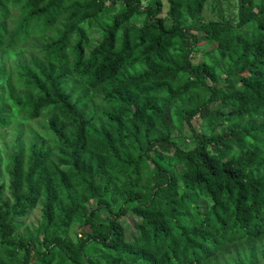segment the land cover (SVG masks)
I'll use <instances>...</instances> for the list:
<instances>
[{
  "label": "trees",
  "instance_id": "16d2710c",
  "mask_svg": "<svg viewBox=\"0 0 264 264\" xmlns=\"http://www.w3.org/2000/svg\"><path fill=\"white\" fill-rule=\"evenodd\" d=\"M207 1L0 0V53L42 39L0 69V129L48 115L47 145L5 159L0 264H210L264 240V0L234 21Z\"/></svg>",
  "mask_w": 264,
  "mask_h": 264
},
{
  "label": "rangeland",
  "instance_id": "374dc122",
  "mask_svg": "<svg viewBox=\"0 0 264 264\" xmlns=\"http://www.w3.org/2000/svg\"><path fill=\"white\" fill-rule=\"evenodd\" d=\"M151 0H141L142 5H145ZM163 10L165 9L164 0ZM260 0H254L257 3ZM237 0H208L203 7L202 16L205 21L208 20H235ZM136 20L134 23L138 25ZM11 25V24H10ZM94 29L89 31L90 36H95ZM40 37H33L25 41L16 50L0 53V69L4 74H9L10 79L16 74V67L20 63L29 64L34 58L39 56L37 51V44L41 42ZM96 41H93L95 43ZM213 45L207 42L200 43L197 49V53L194 60H200L201 55L206 53ZM221 69V65H218V70ZM48 115L43 113L35 121L30 123H24L19 116L11 118L9 124L5 128L0 129V182L5 186L7 182V176L5 173V159L8 155L15 153L16 151L26 152L31 143L37 144L45 143L47 145L48 140L44 136V130L46 129V120ZM178 127L175 126L174 132L178 133ZM2 199L7 198L6 190L3 189L1 196ZM24 225L33 228L39 221V207H35L30 211L23 219ZM125 225L126 234L129 236L133 229L131 227L132 221L128 218V221L123 222ZM264 241V240H262ZM257 242L252 247L251 245L243 244L236 247L227 249L222 256L212 261L210 264H231L234 258H241L248 254V250L252 248V252L256 253L260 246L264 242Z\"/></svg>",
  "mask_w": 264,
  "mask_h": 264
}]
</instances>
